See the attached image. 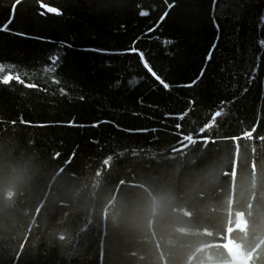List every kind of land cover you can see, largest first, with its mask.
I'll return each instance as SVG.
<instances>
[{"label": "trees", "instance_id": "trees-1", "mask_svg": "<svg viewBox=\"0 0 264 264\" xmlns=\"http://www.w3.org/2000/svg\"><path fill=\"white\" fill-rule=\"evenodd\" d=\"M14 2L0 69L36 87L0 84V264H264V0Z\"/></svg>", "mask_w": 264, "mask_h": 264}, {"label": "snow or ice", "instance_id": "snow-or-ice-1", "mask_svg": "<svg viewBox=\"0 0 264 264\" xmlns=\"http://www.w3.org/2000/svg\"><path fill=\"white\" fill-rule=\"evenodd\" d=\"M211 2L213 4V6H214L217 3V0H211ZM16 3H19V0H15V2L12 5V9L11 10H14L15 9ZM37 3H38L39 8L43 9V11L39 13L40 15H44L45 12L46 13H53L55 15H60L61 14L57 8L49 7L45 3L40 2V0H37ZM167 7L170 9V8L173 7V5L172 4H168ZM244 11H245L244 4L243 3H239L238 8L236 9V19H239L240 16L243 14ZM166 14L167 13H165L164 15H166ZM140 15H146V13L141 12ZM164 15H162L160 17L161 20L164 19ZM260 43L261 44H264V41H260ZM67 46L68 47H71V45H67ZM93 51H96V52H99V53H103L105 50H103V49H93ZM128 51L129 52H133V51H136V50L135 49H129ZM206 59H210V57H206ZM50 60H51V64L49 65V68H50V70L55 71V67L54 66H55V64H56V62L58 60V57L53 56V57L50 58ZM140 62H141V64H143L144 68L148 69L149 74L152 76V78L154 80L157 81L158 84L162 85L165 90H167L169 88V84L165 83L155 72H153L149 68V65L144 61L142 55H141V61ZM255 73H256V69L253 68L252 69V75L248 77V83L249 84H251L252 81L255 79ZM201 75H202V72H201ZM199 78H200V76L198 75L197 78H196V80L191 81L189 83V85H187V86L191 87L193 84H195L197 82V80H199ZM13 80H15L16 83L23 84V87H25V88H35L36 87L35 84L25 83L23 81L22 77L19 74H14L12 72L4 73L3 70L0 69V84H5L6 85V84H9ZM244 91L246 92L247 89H244ZM193 103H194V101L191 100V99L188 101V104L189 105H192ZM223 103L224 102L221 101V104H223ZM133 114L135 115V113H133ZM220 114L221 113L219 111L214 112L212 114L213 119L215 117L219 116ZM21 123H27V122L21 120ZM97 123H99V122H97ZM97 123H94L92 126L93 127H96L97 126ZM69 126H71V122H69ZM211 126H212L211 125V122H209V123L205 124L204 127L200 128L199 129V132L203 133L209 127H211ZM177 127H179V126L177 125ZM127 131H143V130H139V129H128ZM253 131H254V128H253ZM247 134L249 136H251V132H247ZM232 139L235 140V139H237V137H233ZM258 139H264V137H259ZM185 141H187V142L188 141H191L192 143H200L201 145H205V146L210 142V140H209L208 137H198V138H194V136L192 134H189L187 136H184L182 138V140H181V143L183 144ZM174 150H177V149H174ZM59 155H60L59 153H55L54 156H53V159H55L56 156H59ZM69 161H70V158H69ZM69 161H66V163L69 162Z\"/></svg>", "mask_w": 264, "mask_h": 264}, {"label": "rangeland", "instance_id": "rangeland-1", "mask_svg": "<svg viewBox=\"0 0 264 264\" xmlns=\"http://www.w3.org/2000/svg\"><path fill=\"white\" fill-rule=\"evenodd\" d=\"M241 227H242V223H241L240 217H238L236 228L241 229ZM225 249L230 257L232 264H246L247 263V257L240 253V250L236 245L232 244L231 242H227L225 245Z\"/></svg>", "mask_w": 264, "mask_h": 264}, {"label": "clouds", "instance_id": "clouds-1", "mask_svg": "<svg viewBox=\"0 0 264 264\" xmlns=\"http://www.w3.org/2000/svg\"><path fill=\"white\" fill-rule=\"evenodd\" d=\"M27 180V176L25 173L23 172H20V173H17L14 177V181L17 185L19 186H23L24 183L26 182Z\"/></svg>", "mask_w": 264, "mask_h": 264}]
</instances>
